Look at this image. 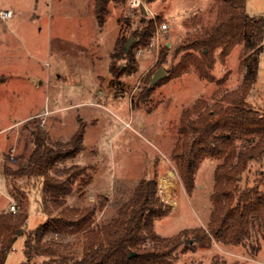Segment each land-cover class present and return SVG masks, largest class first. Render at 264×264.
<instances>
[{
	"label": "rangeland",
	"instance_id": "1",
	"mask_svg": "<svg viewBox=\"0 0 264 264\" xmlns=\"http://www.w3.org/2000/svg\"><path fill=\"white\" fill-rule=\"evenodd\" d=\"M140 2H144L145 13L131 6L129 0L124 9L111 4L105 25L99 27L94 0H0V11H13L11 18H0V213L11 211L14 205L2 173L5 156L13 166L26 160L33 149V128L45 130L52 141L68 140L83 123L84 149L68 164L86 168L87 184H75V192L68 199L70 206L96 205V222L102 224L132 198L141 179L154 178L161 200L171 207L167 215L156 220L160 235L208 227L218 161H203L195 176V188L188 193L172 152L179 138L182 111L201 99L213 102L221 95L219 88L232 90L241 83V47H235L224 63L218 60L213 69L216 78L227 75L221 86L190 71L150 89L155 71L160 67L170 70L182 55L175 52L185 37L184 20L206 11L211 0ZM246 9L250 15L264 16V0H247ZM122 12L129 18L127 22L121 20ZM153 15H160L167 29L156 31L148 47L133 48L135 61L113 57L121 34L128 42L141 18ZM165 47L168 55L159 65L160 50ZM112 64L131 71L115 79ZM247 101L264 108V42L258 77ZM56 108L59 110L54 111ZM33 113L41 114L25 119ZM251 142L239 141L240 145ZM262 172L264 157L250 161L240 186L253 185ZM16 183L25 190L29 202L25 231L34 229L50 218L42 211V179L24 177ZM5 207L7 210H2ZM24 240L19 234L4 264L25 260ZM257 244L260 247L255 251L251 246L256 248ZM215 261L264 264V241L253 238L244 246L215 242L208 249H179L174 264Z\"/></svg>",
	"mask_w": 264,
	"mask_h": 264
},
{
	"label": "trees",
	"instance_id": "2",
	"mask_svg": "<svg viewBox=\"0 0 264 264\" xmlns=\"http://www.w3.org/2000/svg\"><path fill=\"white\" fill-rule=\"evenodd\" d=\"M111 4L124 9L127 0H94L99 27L105 25L112 11ZM246 4L247 0H211L206 11L196 12L184 20L185 37L175 52L182 53L181 57L166 77L150 84L151 89L194 71L202 79L221 86L227 75L216 78L213 69L218 60L224 63L235 47H241V83L232 90L219 88L221 95L213 102L201 99L184 109L178 142L172 152L188 193L195 188V176L203 161H218L212 195L214 209L208 227L174 236L160 235L155 229L156 220L167 215L171 207L161 200L158 181L154 178L141 179L132 198L118 208L116 216L97 224L96 205L68 204L75 184H87L86 168L68 164L84 149L85 124L68 140L52 141L45 130L33 128V149L27 153L26 160L13 166L6 155L2 165L17 210L0 213V264L5 263L19 230L25 236V260L21 264H174L179 249H208L215 242L244 246L253 238L264 241V190L261 189L264 172L253 185L240 186L250 161H261L264 157V108L258 109L247 101L259 73L264 16L250 15ZM120 17L126 22L129 20L123 12ZM161 22L160 15L155 19L141 18L140 25L132 32L134 42L126 49L127 38L121 34L113 57L135 61L133 48L148 47ZM167 55L168 48H162L157 63H164ZM110 71L116 79L131 69H119L112 64ZM245 140L252 142L240 145L239 141ZM24 177L42 179V211L50 217L27 231L29 202L25 190L16 183ZM256 246L251 248L256 251L260 244Z\"/></svg>",
	"mask_w": 264,
	"mask_h": 264
},
{
	"label": "built area",
	"instance_id": "3",
	"mask_svg": "<svg viewBox=\"0 0 264 264\" xmlns=\"http://www.w3.org/2000/svg\"><path fill=\"white\" fill-rule=\"evenodd\" d=\"M129 3L133 7H139V9H142V6H144V2H140V0H129ZM145 8V6H144ZM146 9V8H145ZM147 11V9H146ZM13 16V11L12 10H1L0 11V18L1 19H8ZM153 18L155 19L156 17L153 15ZM158 29L156 31L160 30H166L167 29V24L163 23L157 27ZM12 212H16L17 208L15 205L10 206Z\"/></svg>",
	"mask_w": 264,
	"mask_h": 264
},
{
	"label": "water",
	"instance_id": "4",
	"mask_svg": "<svg viewBox=\"0 0 264 264\" xmlns=\"http://www.w3.org/2000/svg\"><path fill=\"white\" fill-rule=\"evenodd\" d=\"M142 11H144V13L146 12V9L144 8V6H142ZM134 40H135V37L133 35H131L128 38V42L125 46L126 49H128L131 46V44L134 42ZM166 75H167V71L164 68H162V67L158 68L155 71V73L153 74V77L151 78L150 84L153 85V84L157 83L159 80L166 77ZM18 232H19L18 234L23 233L22 230H19Z\"/></svg>",
	"mask_w": 264,
	"mask_h": 264
},
{
	"label": "crops",
	"instance_id": "5",
	"mask_svg": "<svg viewBox=\"0 0 264 264\" xmlns=\"http://www.w3.org/2000/svg\"><path fill=\"white\" fill-rule=\"evenodd\" d=\"M6 10H11V9H6ZM222 64V63H221ZM216 66H218V65H216ZM215 66V67H216ZM182 77V76H181ZM178 78H180V77H178ZM59 110V108H56V109H54V111H58ZM40 114L41 113H33V114H29L27 117H25V119H29V118H31V117H34V116H40ZM2 210H7V207H5V208H3ZM28 210H29V208H28Z\"/></svg>",
	"mask_w": 264,
	"mask_h": 264
}]
</instances>
